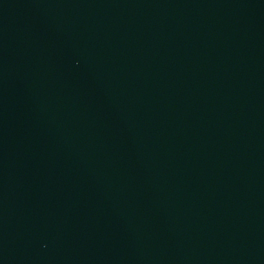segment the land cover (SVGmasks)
I'll return each mask as SVG.
<instances>
[{"label": "water", "instance_id": "obj_1", "mask_svg": "<svg viewBox=\"0 0 264 264\" xmlns=\"http://www.w3.org/2000/svg\"><path fill=\"white\" fill-rule=\"evenodd\" d=\"M0 264H264V0H0Z\"/></svg>", "mask_w": 264, "mask_h": 264}]
</instances>
